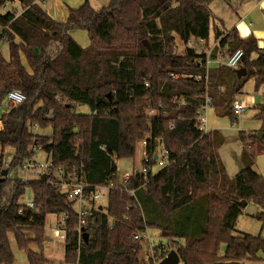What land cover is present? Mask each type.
Segmentation results:
<instances>
[{"label":"trees","instance_id":"1","mask_svg":"<svg viewBox=\"0 0 264 264\" xmlns=\"http://www.w3.org/2000/svg\"><path fill=\"white\" fill-rule=\"evenodd\" d=\"M5 1H16L20 10L0 13V42L8 49L7 58L0 50V105L13 89L25 99L1 113L0 148L13 150L8 174L35 160L37 150L49 156V167L45 180L6 177L0 182V264L15 259L9 234L27 264H44L46 216L62 213L68 215L66 263L141 264L142 238L134 236L147 228L158 229L171 243L179 264L264 260L259 234H233L242 200L259 208L253 218L264 223V175L252 167L264 153V48L255 37H240L235 28L222 35L213 25V37L227 53L242 49L237 66L245 73L238 76L235 68L219 64L207 70L205 83L197 62L204 54L179 53L176 43L208 40V0H108L98 9L85 1L68 9L64 22L53 20L37 0H0V5ZM70 30H84L87 46L81 47ZM250 79L254 91L262 87L263 100L255 104L261 138L239 132L242 168L230 178L216 152L222 135L200 129L196 116L206 94L215 115L233 123L231 101ZM78 105L89 112L77 113ZM149 108L156 113L149 115ZM45 129L50 133L37 132ZM139 141L149 155L158 146L166 148L170 162L155 173L130 176L124 186L133 190L130 194L116 160L134 158ZM1 161L2 156L0 168ZM74 183L85 184V196L96 185L113 186L105 205L89 201L81 225L86 241L76 230V199L68 196ZM26 188L32 206L20 202ZM159 260L154 255L149 264Z\"/></svg>","mask_w":264,"mask_h":264},{"label":"rangeland","instance_id":"2","mask_svg":"<svg viewBox=\"0 0 264 264\" xmlns=\"http://www.w3.org/2000/svg\"><path fill=\"white\" fill-rule=\"evenodd\" d=\"M90 2L96 3L95 5H100L104 1V5L107 4L108 0H89ZM215 4V3H214ZM103 5V6H104ZM9 7H14L17 10L19 9V5L17 2L14 4L11 3ZM5 9L0 8V13H4ZM19 12V10H18ZM79 33L77 37V43L81 45V42L83 41L84 43L88 42V37L87 34L84 30H77ZM15 41L17 39L15 38ZM86 45V44H85ZM200 49L203 47L206 49L204 46L205 45H197ZM177 52L182 53L183 52V47H181V43L177 41ZM0 50L3 55V57L7 58L8 57V49H7V43L6 42H0ZM250 83L252 82L251 80L249 81ZM249 82L247 84H249ZM241 92V91H240ZM239 92V93H240ZM243 100V98H242ZM246 102V101H245ZM6 107L3 103L0 105V115L2 112L6 110ZM247 107V106H246ZM77 113H87L89 112V109L86 105H78L76 106ZM252 109L246 108V111L241 113L237 118L234 120V125L236 128L239 129V131L245 130V132H251L252 134H256L257 131H250L253 129H258L255 124L258 123V118L255 117L251 113ZM232 121L227 117V116H222V118L219 120V123L217 124H212L213 127H218L222 129L226 136H231L233 135L232 132H229L230 124ZM239 131L235 133V136H239ZM37 132L42 133V134H49L50 129H45V130H37ZM248 134V133H246ZM229 143L233 142L232 138H229L228 140ZM159 147V146H158ZM158 147L156 149H158ZM159 150V149H158ZM143 142L139 141L136 144V153L134 158H122L116 160V166L118 170V174H120L124 171L130 170L132 167H139L141 158L143 156ZM13 154V150L9 147H5L3 151L0 148V156H2V168H6L5 164L8 163L10 160L11 156ZM35 160L38 162H49V156H46L43 152L40 150H37ZM253 169H255L259 174L264 175V153H261L255 157L254 163H253ZM158 170L157 167L153 168V172H156ZM53 175L56 177H59L58 172L54 171ZM8 177L12 178H20V179H32L34 178L33 172H29L27 174L23 173L21 170H17L15 172H10L8 174ZM128 192V191H127ZM129 193V192H128ZM32 197L31 189L26 188L24 196L21 198L20 202L21 203H26L28 200H30ZM99 204L105 205L106 203V197L98 201ZM76 205V203H75ZM259 211V208L255 206L253 203H248L243 209L242 213L238 216L235 224V228L233 231L234 235H241V234H252V235H257L259 234L263 239H264V223H261L260 221L256 220L253 218V215L256 214V212ZM57 218V215H47L46 220H45V231L44 234L45 236H48L50 239H44L41 241V252L44 256L45 263L44 264H78V263H66L63 260V242L54 238L51 233V226L54 223L55 219ZM25 236L27 238H31L32 234L31 233H26ZM140 237L142 238L141 242V249L138 253V257L141 261V264H149V258L148 260H145L147 258V253L149 251V245L151 246H156L159 247V243L163 242L166 247L170 250V245L171 243L168 242L167 240H164L162 237L159 236V231L158 229L155 228H147L145 229L144 232L140 233ZM9 243L11 250L14 254V261L11 264H27L26 256L25 253L21 250H19L16 246V243L14 241V237L12 234H9ZM31 250L38 251V248L36 247L35 244L30 245ZM158 250L154 251L153 250V255H157ZM145 255V256H144ZM264 258V255H261ZM245 264H264V260H245L243 261Z\"/></svg>","mask_w":264,"mask_h":264},{"label":"crops","instance_id":"3","mask_svg":"<svg viewBox=\"0 0 264 264\" xmlns=\"http://www.w3.org/2000/svg\"><path fill=\"white\" fill-rule=\"evenodd\" d=\"M85 1H88L90 6L94 9H98L99 7L104 5V1L100 5H95L96 3L90 2L89 0H39L37 1V4L53 20H55L56 22H64L68 14V9L77 8ZM15 2L16 1H13L11 3L14 4ZM207 8L209 9V12L211 14L210 25H209L210 31H209L208 40L206 42L203 41L201 44V45H205L204 47L206 49H210L211 52L216 50L215 53L219 51L220 52L226 51V46L219 45L218 42L219 38L214 39L212 32L213 25L217 26L220 29V31L223 33L222 35H224V33H226L228 30L232 28L236 29L240 37L253 35L256 39L257 46L259 48H264V0H208ZM18 10H20V6ZM78 33L79 32L77 30L69 31V35L76 42H77V37L79 35ZM87 44L88 42L84 43L82 41L81 45L80 44L79 45L81 47H85L87 46ZM203 49L204 48L201 47L200 51H202ZM236 68H238V66ZM250 80L246 82L241 92L235 96H237L238 100L243 105L252 109L251 113L253 115H256L258 110L255 107V104L260 103L263 100L262 87L259 88L257 91H254L253 82L250 83L249 82ZM248 82L249 84H247ZM200 115L204 117V122L201 124L200 129L205 131L215 129L218 130L219 133L222 135L223 141L221 145L217 147L216 152L228 177L232 178L242 168V163L240 160L242 143L239 139V136L237 135L235 136V133L238 132L239 129L235 127L234 122L231 123L228 131L232 132L233 135L225 137V134L224 132H222L223 131L222 129L218 127H213L212 125L219 123V120L222 118V116L215 115L212 107L210 106L206 107L203 111L200 112ZM257 120L258 123H256L255 126L258 129H253L250 131H256L261 129L262 122L260 119ZM242 132L248 133L245 132V130H242ZM229 138L233 139L232 143L228 142ZM152 247L153 246L149 245V251L147 253V258H145V260H148L151 257L150 248ZM223 248L224 246H222V249Z\"/></svg>","mask_w":264,"mask_h":264},{"label":"built area","instance_id":"4","mask_svg":"<svg viewBox=\"0 0 264 264\" xmlns=\"http://www.w3.org/2000/svg\"><path fill=\"white\" fill-rule=\"evenodd\" d=\"M39 1V0H37ZM37 3V2H36ZM11 2L5 1L3 4L0 5V8H3L5 10H9L11 7H9ZM203 39L199 38H189L187 42L181 43V47H183V52L185 50H192L196 54L203 53L204 57L202 59H198V65L200 67H203L205 70L204 74V80L205 83H207V70L215 65H225L230 68H236L239 60L241 59L243 55V51L240 48L235 49L231 53L225 52H217L215 53V56H212V52L210 49H203L200 51L197 45H201ZM177 47V43H176ZM177 50V49H176ZM182 52V53H183ZM175 76H177L175 74ZM190 76V75H189ZM194 78L196 80L201 78V75H195ZM25 99V95L20 92L19 90H10L5 94V97L2 101V103L5 106H8L9 104H16L20 103ZM180 103H182L180 101ZM161 105L159 104V107ZM210 106V98L206 94L203 95V103L200 105L199 113L196 116V121L198 123V126L200 128L201 124L204 122V117L200 115V112L203 111L206 107ZM211 107V106H210ZM230 108L232 109L235 117L237 118L241 113L245 112L246 106L243 105L237 98V96H234ZM156 113V110L154 108H149L148 114L152 115ZM171 128V125H170ZM205 131V130H204ZM159 149V150H158ZM156 151H154L151 155L146 154L144 151L142 152L143 156L140 161L139 167L135 168L132 167L128 171H124L120 174V182L122 186L124 187L130 176H132L135 173H141L142 175H147L148 173H155L153 172V168L157 167L158 169L166 166L170 160H169V154L166 148L163 146H159ZM5 167H7V164H5ZM49 167V162H38L36 160H26L22 163L20 166V169L23 173L27 174L29 172H33L35 177L41 176L43 173H46ZM25 179V178H23ZM85 184L83 183H74L68 185L67 191L68 196L72 199H76V211H77V233L78 236H81V225L85 223V215L89 212V201L94 202V204H99L98 201L103 199L104 197H107V194L110 189L113 188L112 184H104V185H96L92 190H90L89 195L85 196L83 193V188ZM130 194H133L132 189H125ZM28 206H32V197L30 200H28L26 203ZM68 219V215L66 213L59 214L57 218L55 219L54 223L51 226V233L52 236L60 241H64L65 239V233H66V226L65 221ZM135 238H138L139 235H135ZM151 251V257L153 255V247L150 248ZM168 249L164 243L159 244L158 247V254L160 260L167 254Z\"/></svg>","mask_w":264,"mask_h":264},{"label":"water","instance_id":"5","mask_svg":"<svg viewBox=\"0 0 264 264\" xmlns=\"http://www.w3.org/2000/svg\"><path fill=\"white\" fill-rule=\"evenodd\" d=\"M146 44V41H143ZM235 72L237 73L238 76H241L245 73L243 68H236ZM109 96V94H107ZM256 135L261 138V132H257ZM6 177H8V170L7 168H0V182L3 181ZM47 178V173H43L40 176L41 180H45ZM241 207H245L246 206V202L244 200L239 202ZM81 237L84 241H86L87 239V233L81 228ZM45 239H49L48 236H45ZM157 264H179V257L177 255V253L175 252V250L170 249L168 250L167 254L158 261ZM227 264H244L243 262H239V261H230L227 262Z\"/></svg>","mask_w":264,"mask_h":264}]
</instances>
